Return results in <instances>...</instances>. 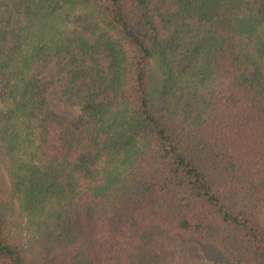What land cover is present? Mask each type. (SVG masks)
<instances>
[{
    "label": "trees",
    "instance_id": "obj_1",
    "mask_svg": "<svg viewBox=\"0 0 264 264\" xmlns=\"http://www.w3.org/2000/svg\"><path fill=\"white\" fill-rule=\"evenodd\" d=\"M164 1L0 0V264H264V0Z\"/></svg>",
    "mask_w": 264,
    "mask_h": 264
},
{
    "label": "rangeland",
    "instance_id": "obj_2",
    "mask_svg": "<svg viewBox=\"0 0 264 264\" xmlns=\"http://www.w3.org/2000/svg\"><path fill=\"white\" fill-rule=\"evenodd\" d=\"M161 0H153L154 4L156 6L159 4ZM164 9L169 8V3L168 1H164ZM157 27H158V32L161 35V29L158 25V19H155ZM55 70L53 67H49L46 72L44 73V77L48 80L53 78ZM48 103L50 105V108L54 110L57 114L64 115V116H74L78 114L77 108L73 107H66L65 104L63 103L62 99L60 98V90L57 86H54L48 93Z\"/></svg>",
    "mask_w": 264,
    "mask_h": 264
}]
</instances>
